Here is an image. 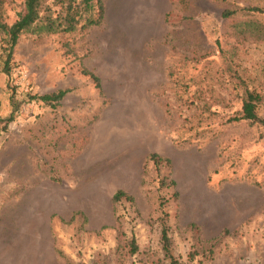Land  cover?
Instances as JSON below:
<instances>
[{
  "label": "rangeland",
  "instance_id": "rangeland-1",
  "mask_svg": "<svg viewBox=\"0 0 264 264\" xmlns=\"http://www.w3.org/2000/svg\"><path fill=\"white\" fill-rule=\"evenodd\" d=\"M103 2L99 25L96 5L75 31L23 33L9 74L0 31V212L29 227L28 264H171L165 212L180 264H264V124L229 122L246 90L264 120V0Z\"/></svg>",
  "mask_w": 264,
  "mask_h": 264
},
{
  "label": "trees",
  "instance_id": "trees-1",
  "mask_svg": "<svg viewBox=\"0 0 264 264\" xmlns=\"http://www.w3.org/2000/svg\"><path fill=\"white\" fill-rule=\"evenodd\" d=\"M43 1L44 0H26L25 9L19 18L12 24H9L2 19V14H0V31L5 33V41L8 43L7 51L8 58L6 60L5 72L10 73V61L13 57V51L17 45L21 35L25 32H39L55 34L59 32H72L75 31L83 18V11L90 12L96 5L98 7V17L88 18L86 26L99 25L105 17V5L103 0H59L62 4V9L65 14L59 12L56 16L53 14L42 15L43 12ZM6 0H0V11L2 10ZM64 6V7H63ZM245 9V8H244ZM248 10L261 11L259 8H247ZM246 10V9H245ZM236 14V11L228 10L224 13L225 17H232ZM92 78L98 83H100V78L95 74H91ZM67 90H61L55 94H46L39 96L41 100L47 103L56 102L59 104L66 94ZM36 97V96H35ZM262 95L257 91L246 90L243 99V107L240 115L233 116L229 119V122H239V121H250L251 123L261 122L264 124V120L259 116L258 107L262 102ZM12 119V118H11ZM149 160L154 161L155 165L160 169V166L164 163L170 164L171 160L164 158L158 153H152L149 156ZM165 180H162L164 185ZM172 185H176L175 181L171 182ZM178 195V194H176ZM124 198L133 201L134 197L124 190H118L113 199L114 202H120ZM164 204L162 203V207ZM168 213L165 212L163 216V231H162V241L163 249L168 258L171 259V264H180L177 258L173 255L172 242L169 235V227L167 225ZM74 219V218H73ZM133 253L138 251V246L133 240L132 249Z\"/></svg>",
  "mask_w": 264,
  "mask_h": 264
},
{
  "label": "crops",
  "instance_id": "crops-1",
  "mask_svg": "<svg viewBox=\"0 0 264 264\" xmlns=\"http://www.w3.org/2000/svg\"><path fill=\"white\" fill-rule=\"evenodd\" d=\"M12 220V213L3 219V212H0V264H24L22 263L24 257L27 259L25 264H28L29 243H34V237L28 233V226L26 233L20 235L17 221L13 222ZM22 243L25 244L26 250L25 254H21V258L19 244Z\"/></svg>",
  "mask_w": 264,
  "mask_h": 264
}]
</instances>
